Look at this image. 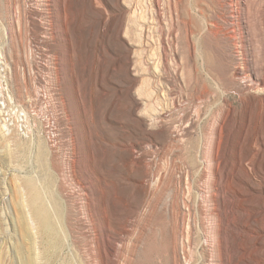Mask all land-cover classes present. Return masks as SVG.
Here are the masks:
<instances>
[{
    "label": "rangeland",
    "instance_id": "1",
    "mask_svg": "<svg viewBox=\"0 0 264 264\" xmlns=\"http://www.w3.org/2000/svg\"><path fill=\"white\" fill-rule=\"evenodd\" d=\"M170 1L0 0V264L264 258L263 245L241 260L264 233V157L238 164L246 116L245 139L260 123L220 81L236 64L228 7L213 5L223 30L190 35L189 55ZM212 1L186 4L209 23ZM202 73L222 87L198 114ZM227 103L231 140L213 170L206 137Z\"/></svg>",
    "mask_w": 264,
    "mask_h": 264
},
{
    "label": "bare ground",
    "instance_id": "2",
    "mask_svg": "<svg viewBox=\"0 0 264 264\" xmlns=\"http://www.w3.org/2000/svg\"><path fill=\"white\" fill-rule=\"evenodd\" d=\"M222 1L228 7L229 27L227 28L226 33L228 34V37L233 41V46L235 48L234 52H241L237 54L233 52L232 57L234 60H236V64L233 66L232 74H220V81H226L231 78L234 83L229 86L228 89H233L236 93H238L240 95V98L250 107L255 105L258 106L257 118L260 126L256 128L253 135H250L245 139L248 121L251 115L249 113L246 116L247 123L242 128L240 138L236 143L239 147V150H237L238 152L236 153L238 157V164L243 165L244 161L253 159L256 156H259L261 158L264 157V150H260L261 148H257L261 147L259 146V143H262L264 140V0ZM222 1L213 0L211 2L212 6L209 23H207L208 13L204 7H192V9L194 8L196 10V13L198 11V17H195L191 12L190 6L186 4V0L170 1L171 13L173 15L174 13L177 15V18L173 17L172 15V20L177 21L178 19L180 23L184 24V27L186 26L184 41L189 55H192L193 49L190 35L204 36V34L208 32L214 33L216 31L220 32L223 30L222 16L218 14L213 7V5H220V2ZM217 9L219 8L217 7ZM162 12L163 11L161 10V7H159V9L157 10V14L163 16ZM182 13H186L188 18L182 16ZM200 18H202V22L200 21ZM160 23L161 18L158 17V25H160ZM131 25L132 24L127 23L125 27L126 32H129L132 29ZM253 25L255 26V28ZM188 26H190V29H188ZM256 50H260V54H258ZM227 56L228 54L226 55V57ZM190 74L192 76L194 75L193 69L190 70ZM200 76L203 83L202 86L197 89L198 94L196 98L197 100H199V103L196 109L198 114L201 113L203 100H209V97L217 94L222 87L220 82V84L214 83L210 78L205 77L203 73L200 74ZM246 80L248 82H246ZM142 102L143 101H141V103ZM148 104L149 103L147 102V100L144 101L142 103L143 109H147ZM225 105H222L220 109L214 114L208 131V137H206L205 157L208 159L209 163L214 165L213 170H216L215 165L217 164V162H220V158L223 155L222 148L224 139H230L229 137L231 136L229 121L231 120V118H233L234 107L231 103H227ZM163 115L164 112L161 108V110L157 111V115L155 117V121L161 127L165 126ZM244 139L249 140H247L246 143L244 142ZM247 146L250 148L249 151L244 150V148ZM252 233L256 235V247L245 252L242 251L241 260H245L246 258L250 259L252 257V254L256 252L263 254L264 233L261 231H253ZM239 247L242 250L243 248H245V245H241ZM224 250V254H228V249L226 246ZM253 262L254 264H264V258L262 259V261H252L251 264Z\"/></svg>",
    "mask_w": 264,
    "mask_h": 264
}]
</instances>
